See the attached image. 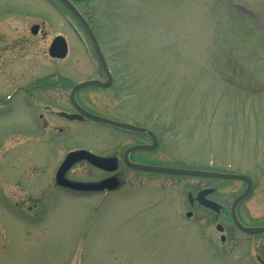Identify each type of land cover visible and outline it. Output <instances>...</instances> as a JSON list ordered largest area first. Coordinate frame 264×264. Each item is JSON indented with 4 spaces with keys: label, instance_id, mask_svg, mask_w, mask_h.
Listing matches in <instances>:
<instances>
[{
    "label": "rangeland",
    "instance_id": "rangeland-1",
    "mask_svg": "<svg viewBox=\"0 0 264 264\" xmlns=\"http://www.w3.org/2000/svg\"><path fill=\"white\" fill-rule=\"evenodd\" d=\"M55 6L0 0V264H213V216L190 210L188 196L213 188L210 199L229 212L244 182L126 171L122 189L102 204L51 188L68 150L94 145L108 153L127 138L97 143L95 137L120 131L77 124L68 125L66 138L23 135L37 121L28 104L36 95L20 87L56 68L71 69L75 82L97 74L80 25ZM76 7L117 79L113 89L89 90L81 100L96 113L164 136L163 148L148 157L155 163L249 177L253 190L238 213L245 225H262L264 0H87ZM34 23L47 36L21 40ZM58 35L70 47L64 61L48 54ZM54 122L49 133L65 126ZM70 176L94 181L103 174L79 164ZM34 205L32 213L23 209ZM186 211L194 213L191 221L176 217Z\"/></svg>",
    "mask_w": 264,
    "mask_h": 264
},
{
    "label": "flooded vegetation",
    "instance_id": "flooded-vegetation-1",
    "mask_svg": "<svg viewBox=\"0 0 264 264\" xmlns=\"http://www.w3.org/2000/svg\"><path fill=\"white\" fill-rule=\"evenodd\" d=\"M55 2L59 3L62 7H64L65 11L71 15L72 13L61 3L60 0H54ZM53 0H49L51 4L55 8V2ZM71 2L73 0H70ZM76 5V3L72 2ZM55 12V11H54ZM57 12V11H56ZM91 29L93 30V33L95 34L97 41L99 42V39L97 37V33L95 32V29L93 28L92 24L88 21ZM69 25L72 26L71 21L69 22ZM80 25V24H79ZM38 26L39 29L36 34H34V27ZM82 33L85 36V40L82 37L81 39L84 41L83 46H85L86 49L92 50V53H87L88 55L92 56L93 59L96 61V72L95 76H91L85 80L80 81H73V79L70 78L71 76V69H66L60 71L58 68L50 70L51 73L46 76L45 80L41 79V77L38 80V84H34L33 86L29 87H20L18 90H21L25 94H29L33 92L34 95H36V100L28 102L29 105H32V109L34 110V114L36 115L37 121H33V123H28V126L30 130L29 132L23 133V135H34V136H52V137H59V136H67V134L70 133V131H73L68 125L70 124H77V125H91L96 127H107L108 129L114 128L112 126L104 125L98 122H95L89 118H87L85 115L82 114V110L85 112H88L90 114L100 116V117H106L105 115H101L100 113H96L95 111L89 109L87 104H85L81 98L82 95L86 94L85 92H88L89 90L94 91H108L113 89L117 84L116 74L114 70H112L111 66L108 63V59L106 55L104 54V57L107 62V66L109 69V76L107 72L101 68L98 59L93 52V47L90 43V39L86 31L83 29V27L80 25ZM28 36H26L25 39L21 40H31L37 39L39 36L46 37L47 33L41 28L39 24H32L28 28ZM77 34H80L78 31ZM60 35L56 36L55 38L59 37ZM63 37V36H62ZM54 38V39H55ZM67 43V54L64 59H54L57 61H64L68 58L70 47L67 42V39L63 37ZM22 43V42H21ZM101 48V46H100ZM49 72V71H47ZM67 72V73H66ZM45 75V74H44ZM47 75V74H46ZM110 77V78H109ZM52 78V79H51ZM40 81V82H39ZM87 81H99L103 85H106L108 83V87H102V86H94V87H87L82 88L78 90L75 95H73V90L75 86H77L80 83L87 82ZM51 95H48L46 97L42 96V93H49ZM74 96V97H73ZM49 98V101L47 100ZM52 98V99H51ZM60 104H66L68 107V110H59L55 111L53 108L58 107ZM66 115V116H65ZM68 116H79V118L75 120H70ZM110 119V118H109ZM118 121L116 119H111ZM54 121H60L64 122L65 126L63 127H54V132L49 133L48 131L51 129L50 125H53L52 123H55ZM122 122V121H119ZM117 131H120L119 133H109L108 135H100L103 137L100 138H94V141L98 143L105 142V136H127V138L120 142L118 145H114L113 148H111L108 153H105V146H101V148H97L94 145H87V146H81L78 148H73L70 151L68 150L64 158L61 160L60 164L56 166L54 170V177L52 181L51 188H54L60 192V194L63 197H70L73 199H91L96 200L97 204H102L105 202L106 198L113 194L114 192H118V190H121L123 185L125 184L123 181V177L126 173V171L129 172H135L136 174H146V175H154V176H171V177H177L174 175H165V174H154V173H147L143 171H138L133 168H131L128 164V162L132 164H138V165H147V166H159V167H168V168H176V169H188V168H181L178 166H163L159 163H155L152 160L148 159V157L152 154L157 153L161 148H163L164 141L162 138L164 136L160 134H155L153 132H130V131H124L117 128H114ZM55 134L56 136H54ZM96 136H99L96 135ZM62 137V138H63ZM66 138V137H65ZM64 139V138H63ZM101 145V144H100ZM103 147V148H102ZM135 150L131 151V149ZM75 151H86L92 155H95L100 158L105 159H111L114 163L113 165L106 166V168L101 169L97 168L93 164H91L89 161H81L80 163H77L73 167H71L64 175L65 180L69 182L74 183H85V184H101L106 181H109L108 187L101 190H90V191H79V190H73L67 187H63L61 185H58L56 183V175L58 172V169L60 168L62 162L67 157V155L71 152ZM79 164H84L88 166V168L92 169L96 173L103 174V177L98 178V180L94 181H78L70 176L72 170ZM213 172V171H210ZM211 179V178H210ZM114 187V188H113ZM109 188V189H108ZM113 188V189H111ZM211 189L212 193L207 197L209 201L215 202L216 201L210 199V197L216 193V190L213 188H204L200 189L195 196H188V204L191 209L195 208H201L206 211H208L213 216V246H209L208 249H212L209 252L213 253V264L217 263H228V264H264V232L262 233H250L247 231H244L240 229L233 220V214L231 213V206L229 207V212L225 211V208L217 203L220 208L218 212H214L203 205H201L197 200V195L203 190ZM214 190V192H213ZM46 192H43V196H41L39 201H41ZM233 203V202H232ZM239 206V205H238ZM238 206L236 209V216L238 221L242 226L245 228H264V223L260 226H247L243 223V221L240 218V215L238 213ZM24 211H28V213H32L34 210L37 209V205H34L32 207H24ZM21 209V210H23ZM184 209V207H183ZM183 212L176 215L180 219L181 216H184L185 219L191 221L194 217V213L191 211H186L184 214ZM182 219V218H181ZM182 220V221H183ZM243 244H245L243 246ZM236 255H240L239 257Z\"/></svg>",
    "mask_w": 264,
    "mask_h": 264
},
{
    "label": "water",
    "instance_id": "water-1",
    "mask_svg": "<svg viewBox=\"0 0 264 264\" xmlns=\"http://www.w3.org/2000/svg\"><path fill=\"white\" fill-rule=\"evenodd\" d=\"M61 1L71 10V12L74 14V16L77 18V20L82 24V26L86 30V32L89 35V38L93 44V48H94V51L98 57V60L101 64L102 68L107 72V74L109 76V72H108V68H107L105 59L103 57V54L100 50V47L97 43V40H96L91 28L89 27L87 21L83 18V16L79 13V11L75 8V6L69 0H61ZM75 1L81 2V1H86V0H75ZM38 29H39L38 26L34 27V34L37 33ZM49 52H50V55L54 58H64L67 54V45L65 43V40L62 37L56 38L54 40ZM89 86L108 87V84L103 85L102 83L97 82V81H91V82L83 83V84L78 85L76 88H74L73 95L76 93L77 90L84 88V87H89ZM82 114L85 115L87 118L95 121V122H98V123H101L104 125L113 126V127H116V128L122 129V130L131 131V132H148L146 129L136 127V126L126 124V123L115 122V121H112V120H109L106 118H102V117H97V116L89 114L83 110H82ZM68 118L70 120H75V119L79 118V116H68ZM135 149L136 148L131 149V151H133ZM83 160H87L91 164H93L94 166L102 168V169L106 168V166L113 165V163H114L111 159H101V158H98V157L91 155V154L84 152V151L71 153L67 156L66 160L64 161V163L62 164L61 168L58 171L57 183L63 187H67V188H70L73 190H79V191H90V190H101V189L103 190L106 187H108L109 181H106V182L101 183V184L93 185V184L73 183V182L66 181L64 179L65 172L68 171L74 164H76L77 162L83 161ZM128 164L131 168H133L135 170L143 171V172H147V173L185 176V177H205V178H216V179H225V180L244 181L247 184V188H246V191L240 197H238L235 200V202L232 206L231 212L233 214V220H234L235 224L240 229H242L244 231L254 233V234L264 232V228L249 229V228H245V227L241 226L240 223L238 222L237 218H236V215H235L236 206L239 204V202H241L242 200L247 198L250 195V193L252 192L253 182L249 177L240 176V175L221 174V173H216V172L210 173V172L182 170V169L157 167V166L137 165V164H132L129 162H128ZM113 188H111V189H113ZM211 193H212V190L202 191L198 194L197 200L201 205L205 206L206 208H209L213 211L218 212L220 206L217 205L216 203L211 202V201L206 199V197Z\"/></svg>",
    "mask_w": 264,
    "mask_h": 264
}]
</instances>
